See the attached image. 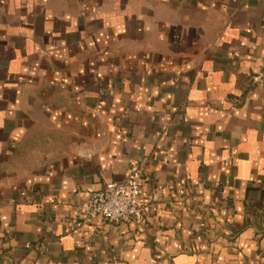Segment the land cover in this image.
Instances as JSON below:
<instances>
[{
  "label": "crops",
  "instance_id": "crops-1",
  "mask_svg": "<svg viewBox=\"0 0 264 264\" xmlns=\"http://www.w3.org/2000/svg\"><path fill=\"white\" fill-rule=\"evenodd\" d=\"M263 59L264 0H0V264H264Z\"/></svg>",
  "mask_w": 264,
  "mask_h": 264
},
{
  "label": "built area",
  "instance_id": "built-area-1",
  "mask_svg": "<svg viewBox=\"0 0 264 264\" xmlns=\"http://www.w3.org/2000/svg\"><path fill=\"white\" fill-rule=\"evenodd\" d=\"M253 81L264 85V59L258 66ZM141 170L132 166L121 183H111L102 190H88V197L80 205L76 226L90 224L95 218L108 223L132 220L141 223L148 212L149 204L141 191Z\"/></svg>",
  "mask_w": 264,
  "mask_h": 264
},
{
  "label": "rangeland",
  "instance_id": "rangeland-1",
  "mask_svg": "<svg viewBox=\"0 0 264 264\" xmlns=\"http://www.w3.org/2000/svg\"><path fill=\"white\" fill-rule=\"evenodd\" d=\"M13 69H14V67L10 68V71H12ZM2 71H3V70H2ZM2 73H3V72H0V77H2V76H1Z\"/></svg>",
  "mask_w": 264,
  "mask_h": 264
}]
</instances>
